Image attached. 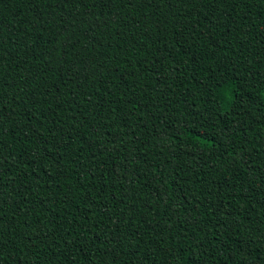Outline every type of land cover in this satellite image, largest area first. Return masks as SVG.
<instances>
[{
  "label": "trees",
  "instance_id": "1",
  "mask_svg": "<svg viewBox=\"0 0 264 264\" xmlns=\"http://www.w3.org/2000/svg\"><path fill=\"white\" fill-rule=\"evenodd\" d=\"M0 264H264V0H0Z\"/></svg>",
  "mask_w": 264,
  "mask_h": 264
}]
</instances>
